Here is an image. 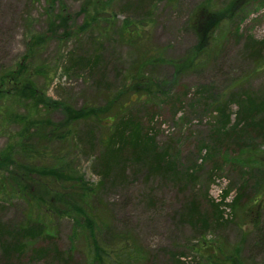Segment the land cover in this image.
<instances>
[{
    "label": "rangeland",
    "instance_id": "374dc122",
    "mask_svg": "<svg viewBox=\"0 0 264 264\" xmlns=\"http://www.w3.org/2000/svg\"><path fill=\"white\" fill-rule=\"evenodd\" d=\"M206 1L178 0L176 7L172 8L167 0H154L152 16L146 17L150 24L149 40L152 46L164 47L165 60L158 65H147L145 61L136 68L138 77L131 76L125 83H119L113 79L119 78L120 72L127 70L129 65H137L133 50L112 32L126 21L124 14L112 18L106 27H111L110 31L95 34V44L91 45L85 42L83 33L64 38L63 32L67 30L49 26L60 12L67 14L65 23L69 30L80 24L85 17L81 5L86 0H0V150L19 144L25 135L24 129L35 118H46L56 124L53 131L57 135L59 131H68L63 133L64 139L57 137L51 143L53 152L47 165L54 163L59 177L53 186H59L62 179L58 194L63 200L69 189L76 192L74 189L78 187L76 182L79 179L82 184L84 182L96 190L94 200L97 202L91 204L102 203L105 207H98L96 213L107 216L114 231L130 233L134 239L138 255L130 264H205L209 259L207 255L214 248L218 250V256L224 258L236 246L240 248L239 258L243 264H264V208L259 228L253 225L257 219L256 203L264 194V188L259 191L260 196L257 195L259 199L244 197L232 209L222 205V208H230H224L228 220L219 217L208 200L209 195L219 200V190L227 187L228 183H232V190L226 201H230L237 192L241 181L237 169L247 161L245 155L235 154L240 150L239 146L251 153L256 151L254 158L263 169L262 177L264 175V120H260V126L244 127L236 124L235 119L237 93L257 97L264 94V49L254 57L242 54L245 42L255 40L257 43L254 45L258 47L263 44L264 0H240L230 18L220 21L216 46L221 49L220 70L215 68L213 60L204 65L201 61L190 64L197 48L202 45L188 26L187 18ZM210 1L217 5L216 9H223L228 2ZM103 3L105 11H112L110 6H115L113 0H104ZM62 7L64 11L59 10ZM130 20L135 21V18ZM107 21H101L102 25ZM56 23L52 24L55 26ZM36 38L42 40L36 48H30ZM77 44L81 55L87 56L92 46H99L101 55L110 59L111 67L102 78L104 83L95 84L96 73L76 69L67 73L68 69L64 70L65 57ZM4 75H13L21 80L14 83L16 89L13 93L9 79H4ZM132 79L142 81L144 85L150 80L151 89L150 99L141 95L139 102L134 101L129 106L133 111H144L141 115L135 113L134 121L139 117L143 126L152 127L158 146L170 148L173 162L170 172L150 177L146 174L145 163L129 165L124 185H115L109 182L110 178H103L96 161L103 150L100 139H105L113 125L112 116H109L112 111L100 116V120L93 124V138L84 142L81 133L86 129L85 122L80 120L68 124L65 105L70 104L72 109L88 102L104 105V98L109 93L126 88ZM25 80H29L27 82L36 89V93L29 102L17 101L14 95ZM110 82H114V86L106 87ZM104 88L114 89L105 92ZM2 90L6 91L8 100H5L6 93L3 94ZM118 93L122 101L126 95ZM226 97L231 112L230 124L225 129L217 128L220 113L216 106ZM146 100L149 103L141 105ZM152 110L156 115L150 118ZM253 131L259 133L256 135ZM234 139H241L240 144ZM204 148L206 153L202 154ZM213 164L218 168L216 172ZM234 165H237L236 169H232ZM261 171H255L256 186L262 180V177L259 179ZM249 191L251 193V189ZM193 202L197 206L192 214L186 207L182 209L183 204ZM25 206L16 194L10 191L3 193L0 189V221L7 226L9 233L16 231L17 223H24L30 216ZM73 212V217L66 212L56 213L46 220L43 215L37 219L46 223V231L54 236L28 242L24 252L28 258L23 256V264H59L53 261L56 246L71 257L69 245L73 244L71 238L77 217ZM32 218L37 216L34 214ZM76 230L80 231V227ZM75 235V240L78 238L74 242L75 248L81 251L86 242L81 239L82 232ZM39 246L49 247L47 258L36 260L30 257L34 251L31 249ZM75 256L78 257L77 254Z\"/></svg>",
    "mask_w": 264,
    "mask_h": 264
},
{
    "label": "trees",
    "instance_id": "16d2710c",
    "mask_svg": "<svg viewBox=\"0 0 264 264\" xmlns=\"http://www.w3.org/2000/svg\"><path fill=\"white\" fill-rule=\"evenodd\" d=\"M103 1L86 0L85 3H82L81 10H84V20L77 26H73L71 30L68 28L69 25L65 23L68 16L63 12L57 14L55 20H52L49 26H51L50 28L54 27L56 30V27L67 30V32H63L64 38L74 37L83 33L85 35V42L94 45L95 34H101L105 30L108 33L111 27L110 29L106 28L107 23H110L112 18L119 14H124L123 17L126 21H122L120 26L116 27L112 32L117 35L122 43L133 50V53L137 56V65L135 67L129 65L127 70H122L120 77H116V80L113 79L115 82L125 83L131 76L138 77V69L136 68L139 64L145 63V61H147V65L152 63L158 65L161 60H165L163 57L164 47L152 46L149 40L150 32L148 31V27L150 24L146 17L152 16L150 13H153L152 9L154 7L152 4L154 0H113L115 6H110L112 8L110 10L112 11H105L102 6L104 4ZM177 1L167 0L169 6H172V8L176 7L174 5H176ZM239 3L240 0H228L223 9L220 7L216 9L217 5L208 0L202 3L199 9L189 13L187 18L188 26L194 31L198 42L202 45L197 48L196 55L190 62L191 65H194L196 61H201L204 65V63L213 60L215 68L220 70L221 49L216 48L219 41L220 21L225 17L230 18V14H232L234 8L238 7ZM59 10L64 11V7ZM143 13L148 14L145 15ZM130 18H135V21H131ZM104 19L108 21L102 25L103 22L101 21ZM55 22L57 23L54 26L52 23ZM41 40V38L33 40L30 48H34V46L36 48ZM261 41L263 44L259 45L260 47L254 45L257 43L255 40L250 41L252 43L245 42L242 54H250V56L254 57L257 53H261L264 49V39H261ZM92 47L93 49L90 48L86 56L85 54H80V46L78 44L73 46L65 57L66 61L63 64V68L64 70L68 69L69 72L67 73L75 69L92 72L93 74L96 73L98 78L95 84H101L104 83L102 78L105 77L107 70L111 67V62L108 57L101 55L98 51L99 46ZM159 48L162 49L159 50ZM196 56L199 57L196 58ZM3 78L9 79L12 93L16 89L14 83L17 84V82L21 81L13 77V75H4ZM27 81L25 80L24 83H20L21 89H18L16 95H14L17 101L29 102L36 93V89ZM114 84V82H110L106 87H113ZM104 89L105 92H110L114 88ZM150 91V80L144 85L142 81L132 79L126 88L109 93L104 98V105L89 104L90 102H88V104L77 109H72V106L68 103L65 105V111L69 118L68 124L80 120L85 122L86 129L81 133L84 136V142L93 138V124L100 120V116L112 111L109 116H112L113 125L105 139H100V145L103 147V150L96 157L97 170L102 173L103 178H110V183L124 185L128 178L126 169L129 165L133 167L140 163H145L148 177L161 172L171 171L173 161L170 148L168 146H158L151 126H143L139 117L134 121L133 115L135 113L144 114V111L139 109L136 112L129 107L132 106V102H139L141 95H145L150 99ZM2 92L3 94L6 93L5 90H2ZM118 92H124V95H126H123L122 101H120L121 95ZM100 97L103 98V96ZM4 98L8 100L7 93ZM227 99L228 97L216 106L220 113L217 128L225 129L230 124L231 112L228 108ZM235 100L237 102V109L235 111L236 124H243L244 127L256 124L260 126L262 122L260 120H264V94L257 97L254 94L240 92L235 95ZM40 102L38 100V103ZM148 103L149 101L146 100L141 105ZM155 115L154 110L149 112L150 118H153ZM55 125L46 118H35L24 129L25 135L19 144L15 143L17 145L12 144L9 148L0 150V189L3 193L10 191L21 198L26 204L24 209L30 215L25 219L24 223H17L18 228L16 231H12V233H9L7 226L0 221V264H23V256L28 258V256L24 255L28 242L35 239L47 240L53 238L54 234L46 231L47 224L37 220L40 216L43 215L44 220L56 213L66 214L67 212L68 215L72 216L73 209L75 210L73 213L77 217L75 219L76 227L73 229L75 231L72 233L73 237L71 238L73 244L69 245V248L72 250H70L71 257L63 254V251L56 246L53 261L59 262V264H65V261L67 264H130L129 262L138 255L134 239L130 233L114 231L106 219L107 216H99L96 213L98 207L105 208L102 203L91 204L97 202L94 200L96 190L84 182L82 184L79 178L77 180L78 183L74 179L78 186L74 189L76 192L72 191V188L69 189L70 192L63 200L58 194V188H60L62 179L58 182V187L56 186L55 188L53 186V183L57 182L59 177L56 175L58 170L55 168V164L51 163L53 164L52 166L47 165V160L49 157H52L50 154L53 152V145L51 143L57 137L64 139L63 133L68 132L59 131L57 135L56 131H53V129L57 128ZM61 125H64V123ZM223 132L228 133V131ZM253 132L256 135L259 133V131ZM43 135H45V140L43 139ZM68 139L70 140L69 136ZM234 140L240 144L241 139ZM208 147L210 148V146ZM238 148L240 150L235 151V154L245 155L247 161H243V166L239 165L237 169L241 177L237 192L234 193L229 202H226L225 199L232 190V183H228L227 187L221 191V199L219 201H216L211 195L208 198L210 205L217 211V215L224 220H228V217L225 215L222 205H227L232 209L239 205L244 197L252 196V199H259L258 196L260 195L258 193L264 188L263 169L260 167L259 161H256V158H254L257 155L256 151L251 153L248 150H243L240 146ZM204 153H206L205 148L202 151V154ZM236 160L233 162L235 163ZM113 166L114 168H112ZM231 167L232 169H236L237 165ZM217 169V166L213 164L214 172ZM256 170H262L260 172L261 176L259 175V179L262 177V180L258 182L257 186ZM191 176L194 177L193 174ZM263 199L264 194L256 203V210H258L257 219L253 225L257 228H259V221L263 215L261 212L264 208L262 204ZM189 204H183L182 209L186 207L187 212L192 214L196 210L197 203L193 202L190 206ZM191 208H194V210ZM34 214L37 216L36 219L32 218ZM181 214L183 213L181 212ZM79 227L80 231H77L76 229ZM78 232H82L81 239L86 242V247H83L81 251L75 248L74 245V242L78 239L75 240L77 236L75 234ZM31 250L34 251L33 256L30 257L36 260L47 258L49 254V247L39 246ZM207 256L209 259H207L208 263L205 264H243L239 258L240 248L238 246L232 249L224 258L218 256L216 248ZM213 257L217 259H213Z\"/></svg>",
    "mask_w": 264,
    "mask_h": 264
}]
</instances>
